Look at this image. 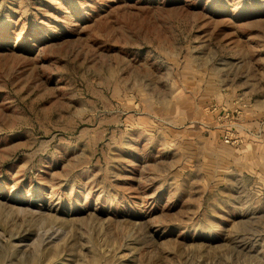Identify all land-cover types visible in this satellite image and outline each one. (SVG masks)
Here are the masks:
<instances>
[{
	"label": "rangeland",
	"instance_id": "obj_1",
	"mask_svg": "<svg viewBox=\"0 0 264 264\" xmlns=\"http://www.w3.org/2000/svg\"><path fill=\"white\" fill-rule=\"evenodd\" d=\"M0 264H264V0H0Z\"/></svg>",
	"mask_w": 264,
	"mask_h": 264
},
{
	"label": "built area",
	"instance_id": "obj_2",
	"mask_svg": "<svg viewBox=\"0 0 264 264\" xmlns=\"http://www.w3.org/2000/svg\"><path fill=\"white\" fill-rule=\"evenodd\" d=\"M223 139L226 141V142H231L233 140H236L234 139V133L231 131V130H228L224 133V137Z\"/></svg>",
	"mask_w": 264,
	"mask_h": 264
}]
</instances>
